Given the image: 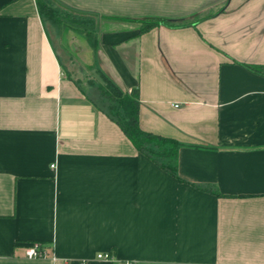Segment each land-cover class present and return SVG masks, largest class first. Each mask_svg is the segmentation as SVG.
Listing matches in <instances>:
<instances>
[{
	"label": "crops",
	"instance_id": "1",
	"mask_svg": "<svg viewBox=\"0 0 264 264\" xmlns=\"http://www.w3.org/2000/svg\"><path fill=\"white\" fill-rule=\"evenodd\" d=\"M53 1L98 20L99 52L63 44L138 91L177 174L68 78L36 0H0V264H264V0Z\"/></svg>",
	"mask_w": 264,
	"mask_h": 264
},
{
	"label": "trees",
	"instance_id": "2",
	"mask_svg": "<svg viewBox=\"0 0 264 264\" xmlns=\"http://www.w3.org/2000/svg\"><path fill=\"white\" fill-rule=\"evenodd\" d=\"M38 10L42 20L46 25L45 15L51 17L53 7L51 3L45 0H36ZM53 1V0H52ZM54 2V1H53ZM56 5V4H55ZM74 18L78 20L81 19V25H90L93 22L92 30L88 29L85 25V34L87 40L91 47H94V51L97 53L99 50V41L92 39L90 34H94L95 28H97L98 20L91 16H79L71 13ZM159 25L173 26L172 23L167 21H151L142 25L141 32L145 33L152 28ZM78 28V27H76ZM47 29V28H46ZM78 30V29H76ZM98 32V31H97ZM253 71L260 72L256 68L249 67ZM68 78L74 81L69 74ZM99 76L102 79V83L96 86H92L99 93V99L108 104L107 108H103L98 100L93 99L89 96L80 85L74 81L82 93L92 102L94 105L106 114L114 123H116L132 144L136 147L138 151L144 154L146 157L151 159L154 163L158 164L164 171L176 176L177 170V156L180 145L177 141L172 139L164 138L152 133L145 132L140 127V101L139 93L134 90L132 93L128 94L124 92L119 86H117L105 73L101 70L99 71ZM98 99V98H97ZM204 191L215 194L216 196H221L216 189H204Z\"/></svg>",
	"mask_w": 264,
	"mask_h": 264
},
{
	"label": "rangeland",
	"instance_id": "3",
	"mask_svg": "<svg viewBox=\"0 0 264 264\" xmlns=\"http://www.w3.org/2000/svg\"><path fill=\"white\" fill-rule=\"evenodd\" d=\"M45 1H48L49 4L51 3L53 7L52 12H54L51 14V17L47 14L45 15L47 32L54 44L53 46L58 53L62 64L64 65L65 71L89 96L98 100V103L103 108H107L108 104H105V102L99 99V93L92 87L93 85L96 86L102 83V79L99 76L100 70L81 65L76 56H73L70 52V48L63 44L64 41L70 42L73 38L87 40V37L84 36L86 33L85 25L88 29L92 30L91 25L93 22H91L90 25H81L79 24L82 22L81 19H73V16L69 11L55 5L56 3L52 0ZM98 30H100L99 24L97 25V28H95L94 34H90L92 39H95V41H99L100 34L97 32ZM93 48L94 47H92V49Z\"/></svg>",
	"mask_w": 264,
	"mask_h": 264
},
{
	"label": "built area",
	"instance_id": "4",
	"mask_svg": "<svg viewBox=\"0 0 264 264\" xmlns=\"http://www.w3.org/2000/svg\"><path fill=\"white\" fill-rule=\"evenodd\" d=\"M55 168V165L52 166ZM26 257L28 259H42V258H48L52 257L51 254L44 249V246L40 243L33 244L31 247H28L26 249ZM97 260L101 261H107L109 263H114L115 262V257L111 253H102L97 256ZM82 264H88V262H83ZM119 264H133L130 261H123L120 262Z\"/></svg>",
	"mask_w": 264,
	"mask_h": 264
}]
</instances>
